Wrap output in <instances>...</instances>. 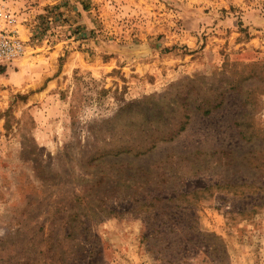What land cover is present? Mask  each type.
<instances>
[{
    "label": "rangeland",
    "instance_id": "rangeland-1",
    "mask_svg": "<svg viewBox=\"0 0 264 264\" xmlns=\"http://www.w3.org/2000/svg\"><path fill=\"white\" fill-rule=\"evenodd\" d=\"M0 4V264H264V0Z\"/></svg>",
    "mask_w": 264,
    "mask_h": 264
},
{
    "label": "built area",
    "instance_id": "built-area-1",
    "mask_svg": "<svg viewBox=\"0 0 264 264\" xmlns=\"http://www.w3.org/2000/svg\"><path fill=\"white\" fill-rule=\"evenodd\" d=\"M18 16L0 4V64L10 65L23 59L29 45L20 32Z\"/></svg>",
    "mask_w": 264,
    "mask_h": 264
}]
</instances>
